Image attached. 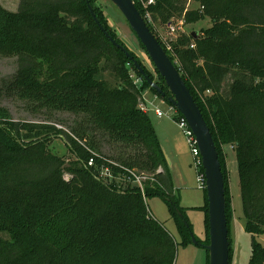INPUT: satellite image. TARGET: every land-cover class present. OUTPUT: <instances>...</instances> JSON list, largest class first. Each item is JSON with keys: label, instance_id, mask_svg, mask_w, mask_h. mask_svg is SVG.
<instances>
[{"label": "trees", "instance_id": "16d2710c", "mask_svg": "<svg viewBox=\"0 0 264 264\" xmlns=\"http://www.w3.org/2000/svg\"><path fill=\"white\" fill-rule=\"evenodd\" d=\"M87 1L105 31L153 80L109 28L95 0H20L16 12L0 5V55L18 61L13 93L39 108L87 120V128L68 133L51 124L17 122L0 106V264H175L177 245L149 214L146 200L166 201L183 245L192 242V225L154 123L139 108L147 90L169 101L105 36ZM133 1L145 18L141 3ZM189 1L199 7L189 9ZM149 11L154 23L166 26L211 22L200 32H178L169 42L174 59L166 52L179 64L219 153L231 264L225 146L236 154L245 229L253 237L264 235V0H155ZM106 71L116 85L99 78ZM158 75L156 83L171 96ZM94 133L130 152L120 164L112 162L100 152ZM54 137L66 142L72 159L52 153ZM145 174L152 177L142 190L135 176ZM205 193L199 209L207 245ZM250 264H264V246L255 239Z\"/></svg>", "mask_w": 264, "mask_h": 264}, {"label": "rangeland", "instance_id": "374dc122", "mask_svg": "<svg viewBox=\"0 0 264 264\" xmlns=\"http://www.w3.org/2000/svg\"><path fill=\"white\" fill-rule=\"evenodd\" d=\"M20 0H0V5L9 11L16 12L19 7ZM189 9H196L199 5L194 1H189ZM95 6L103 12L109 28L115 33L120 41L134 52L141 60L146 69L153 76L156 83L159 79L158 72L146 51L141 46L138 38L130 28L128 22L123 15L109 0H95ZM153 28L158 39L162 43L165 50L174 59L170 40L174 34L169 27L161 23H149ZM176 24V23H174ZM211 25L207 18L202 21L191 23L182 27L179 32H200L204 28ZM179 66L178 63H176ZM18 70V61L15 57H7L0 55V106L5 108L15 121L30 124H46L54 125L58 130L73 132V128H87V120L84 117L74 116L69 113L52 112L39 108L31 102L21 100L13 93L10 88L11 83ZM110 84L116 85L115 76L106 71L101 73V77ZM144 101L150 107L149 114L155 121V111L157 108L164 112H169L170 117L166 116L163 123L157 126L155 122V130L158 135L162 149L167 153L173 182L180 198V205L186 210V215L192 225V235L195 242L186 245L182 244V237L178 231L177 225L170 215L169 207L166 201L160 196H153L146 200L149 214L170 233L177 245L175 264H207V252L204 243H207V229L205 226L204 212L200 210L206 203V193L204 189L199 188L198 170L195 167L194 158L191 148L184 132L180 129L176 120L179 113L170 112L173 105L163 98L156 96L153 92L148 91L143 95ZM175 108V107H173ZM176 110V108H175ZM177 111V110H176ZM157 118V117H156ZM95 141L99 145L100 152L109 160L116 164H120L127 153L123 146L116 145L108 140L105 136L100 137L99 133L95 134ZM52 153L72 159L73 155L68 149L66 142L61 137H54L50 143ZM127 152V153H125ZM125 153V154H124ZM123 156V157H122ZM223 156L225 167L228 172L231 207L233 217L230 225L231 237V264H250L253 254L254 239L264 246V235L253 237L245 229V216L241 199L240 179L238 174L236 154L232 146L223 148ZM174 162L172 165L171 159ZM145 176L152 177L150 174ZM149 180V179H148ZM145 180V181H148ZM111 182L112 180L109 179ZM115 182H119L118 180Z\"/></svg>", "mask_w": 264, "mask_h": 264}, {"label": "water", "instance_id": "95a60500", "mask_svg": "<svg viewBox=\"0 0 264 264\" xmlns=\"http://www.w3.org/2000/svg\"><path fill=\"white\" fill-rule=\"evenodd\" d=\"M109 1L117 7L145 48L156 70L164 79L171 96H167L162 91L161 87L145 73L142 66L133 59L130 53L105 31L97 19L93 7L87 1L91 15L105 36L116 47L125 52L130 60L134 61L136 68L150 87L156 90L162 97L167 98L181 116L186 119L190 129L193 131L202 156L207 182L209 244L204 245V247L209 253V264H230V241L226 216L225 182L219 160V153L210 128L179 70L150 30L146 20L136 8L134 1ZM192 241L196 243L193 235Z\"/></svg>", "mask_w": 264, "mask_h": 264}, {"label": "built area", "instance_id": "2783aa9c", "mask_svg": "<svg viewBox=\"0 0 264 264\" xmlns=\"http://www.w3.org/2000/svg\"><path fill=\"white\" fill-rule=\"evenodd\" d=\"M138 1L141 3L142 7L145 10V18L144 19L147 20L148 23H153L152 18H151V12L149 11V6L155 4V0H138ZM175 23L176 24H169L168 25L170 31L172 32V34H174V36L171 40L176 38L179 30L182 29V27L184 26L183 20L176 21ZM191 47L193 48L194 45H192ZM141 83H142V79L136 78L135 84L140 85ZM173 107L170 108V112L174 113V119L176 120V113L178 111H176L175 108H173ZM139 108L144 113H149V111H150V107L146 104V102L144 101V98H143V101L139 103ZM154 111L158 117H166V116L170 117L169 112H164L163 110H160L158 108ZM176 122L179 125L180 129L184 132V135L186 136L187 141L189 143V146L191 148V153H192V156L194 158L195 167L198 170L199 188L206 190L207 182H206L205 172H204V168H203L202 156L200 153V149L198 147L196 137H195L193 131L190 129L186 119L183 116H179V118L176 120ZM91 164H92V161L90 162V165ZM135 178L138 181V183L140 184L142 190H143V182L145 180L150 179L147 176H135Z\"/></svg>", "mask_w": 264, "mask_h": 264}, {"label": "crops", "instance_id": "0c3cea01", "mask_svg": "<svg viewBox=\"0 0 264 264\" xmlns=\"http://www.w3.org/2000/svg\"><path fill=\"white\" fill-rule=\"evenodd\" d=\"M13 12V11H12ZM147 91H145L144 92V94L146 93ZM143 94V95H144ZM149 114V113H148ZM156 115V114H155ZM149 116H150V114H149ZM157 117V118H156ZM150 118H151V120H152V122L154 123V126H155V122H156V125L158 126L159 125V123L160 124H162L163 123V119L162 118H164V117H158L157 115L155 116V121H153V119H152V117L150 116ZM156 128V127H155ZM165 150V149H164ZM163 150V151H164ZM164 153L167 155V153L164 151ZM169 156V155H168ZM168 156H166V159H167V162H168V165H169V163H170V161H169V159H168ZM171 159V158H170ZM171 162H172V165H174V162H173V160L171 159ZM170 165H171V163H170ZM169 169H170V166H169ZM170 172H171V170H170ZM171 178H172V182H173V177H172V174H171ZM173 185H174V182H173ZM174 188H176L175 187V185H174ZM177 189V188H176Z\"/></svg>", "mask_w": 264, "mask_h": 264}]
</instances>
